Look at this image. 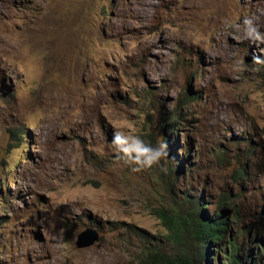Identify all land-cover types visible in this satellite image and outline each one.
<instances>
[{
	"label": "rangeland",
	"instance_id": "374dc122",
	"mask_svg": "<svg viewBox=\"0 0 264 264\" xmlns=\"http://www.w3.org/2000/svg\"><path fill=\"white\" fill-rule=\"evenodd\" d=\"M245 17L264 31V0H0V264H137L186 194L264 232V45L235 39ZM113 125L168 142L166 171L133 172Z\"/></svg>",
	"mask_w": 264,
	"mask_h": 264
},
{
	"label": "trees",
	"instance_id": "16d2710c",
	"mask_svg": "<svg viewBox=\"0 0 264 264\" xmlns=\"http://www.w3.org/2000/svg\"><path fill=\"white\" fill-rule=\"evenodd\" d=\"M182 200L185 216L171 209L157 213L167 234L162 241L143 245L137 264H264V232L258 225L250 223L229 233L230 221L223 216L226 210L219 211L221 216H210L202 205V194L198 198L186 194ZM138 236L147 239L141 232Z\"/></svg>",
	"mask_w": 264,
	"mask_h": 264
},
{
	"label": "clouds",
	"instance_id": "9594fccd",
	"mask_svg": "<svg viewBox=\"0 0 264 264\" xmlns=\"http://www.w3.org/2000/svg\"><path fill=\"white\" fill-rule=\"evenodd\" d=\"M242 37L237 36V40H246L251 44L259 47L264 45V31H261L260 25L255 18L245 17L242 21ZM253 63L256 65L264 64V59L260 56H253ZM113 132L111 145L119 154V158L129 166L133 172H142L155 167H159L166 171L162 161L168 158V144L161 140L155 146L145 142L138 134H133L131 131L121 128H116Z\"/></svg>",
	"mask_w": 264,
	"mask_h": 264
},
{
	"label": "water",
	"instance_id": "95a60500",
	"mask_svg": "<svg viewBox=\"0 0 264 264\" xmlns=\"http://www.w3.org/2000/svg\"><path fill=\"white\" fill-rule=\"evenodd\" d=\"M99 239L98 233L93 229H85L76 237L75 246L78 249H85L93 246Z\"/></svg>",
	"mask_w": 264,
	"mask_h": 264
},
{
	"label": "bare ground",
	"instance_id": "6f19581e",
	"mask_svg": "<svg viewBox=\"0 0 264 264\" xmlns=\"http://www.w3.org/2000/svg\"><path fill=\"white\" fill-rule=\"evenodd\" d=\"M33 48H34V46H33ZM35 48H37V47H35Z\"/></svg>",
	"mask_w": 264,
	"mask_h": 264
}]
</instances>
